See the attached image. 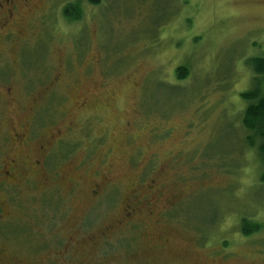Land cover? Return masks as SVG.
<instances>
[{"label":"rangeland","instance_id":"rangeland-1","mask_svg":"<svg viewBox=\"0 0 264 264\" xmlns=\"http://www.w3.org/2000/svg\"><path fill=\"white\" fill-rule=\"evenodd\" d=\"M11 1L0 264H264L241 125V93L264 94V0L84 1L71 22L72 0Z\"/></svg>","mask_w":264,"mask_h":264},{"label":"trees","instance_id":"trees-1","mask_svg":"<svg viewBox=\"0 0 264 264\" xmlns=\"http://www.w3.org/2000/svg\"><path fill=\"white\" fill-rule=\"evenodd\" d=\"M89 5H97L100 0H72L67 2L62 14L68 21L79 20L81 17L83 2ZM252 67L254 78L260 82H264V58L254 57L248 60ZM188 74L185 67L179 66L176 68L178 78H184ZM241 97L247 105L243 109L241 117V125L248 132L245 140L248 146L255 147L260 159L264 162V94L261 88L257 85L253 89L241 93ZM261 180L264 181V172L261 175ZM242 233L248 234L250 230L241 229Z\"/></svg>","mask_w":264,"mask_h":264},{"label":"flooded vegetation","instance_id":"flooded-vegetation-1","mask_svg":"<svg viewBox=\"0 0 264 264\" xmlns=\"http://www.w3.org/2000/svg\"><path fill=\"white\" fill-rule=\"evenodd\" d=\"M5 3L7 5V8L5 10V17L3 18L4 22H0V32L3 31L8 23L10 24L11 20L13 19V3L11 0H5ZM13 164V160H11ZM5 173H10L9 170L5 171Z\"/></svg>","mask_w":264,"mask_h":264}]
</instances>
